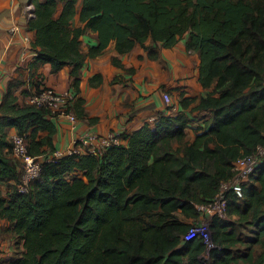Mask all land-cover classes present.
I'll list each match as a JSON object with an SVG mask.
<instances>
[{"label":"trees","instance_id":"16d2710c","mask_svg":"<svg viewBox=\"0 0 264 264\" xmlns=\"http://www.w3.org/2000/svg\"><path fill=\"white\" fill-rule=\"evenodd\" d=\"M28 1L32 76L44 64L52 73L70 66L76 95L85 59L110 43L119 54L139 45L155 59L156 45L148 40L170 48L187 34L186 50L199 53V81L214 90L198 104L211 116L192 142L185 141L183 113H159L124 134L126 144L99 156L76 153L43 162L23 192L8 128L24 136L35 157L55 151L56 127L45 107L17 101L14 88L22 81L11 79L0 102V182L8 185L5 193L0 187V217L23 250L7 264H264V159L241 198L227 193L225 218L211 216L214 247L208 251L197 237L182 241L198 207L233 177V162L264 146V0ZM78 1L83 26L73 28ZM85 29L98 43L83 51ZM112 62L120 65L115 57ZM100 81L90 79L92 85ZM74 101L73 113L84 118L83 100Z\"/></svg>","mask_w":264,"mask_h":264},{"label":"crops","instance_id":"0c3cea01","mask_svg":"<svg viewBox=\"0 0 264 264\" xmlns=\"http://www.w3.org/2000/svg\"><path fill=\"white\" fill-rule=\"evenodd\" d=\"M27 3L28 0H0V102L8 82L14 78L22 81L14 88L19 103H22L25 94L35 90L38 84L57 91L74 89L71 67L67 65L52 73L50 65L44 64L31 75L29 63L34 59L36 50L31 49L26 57L21 53L26 46L23 36L28 34L31 40L34 38V31L26 29ZM80 6L81 1H78L77 13L71 23L73 28L83 26L79 19ZM13 23H18L21 27L14 34L9 32ZM80 40L83 51L98 43L96 33L90 29L84 30ZM186 40L187 34L170 48L163 47L160 42L155 44L148 40L147 45H156L155 59H150L147 51L139 45L128 53L119 54L113 43H110L102 54L87 57L80 69L79 92L76 93V99L83 100L85 117H77L75 123H70L65 116L47 117L56 127L52 140L54 149L65 150L71 147L86 132L101 135L110 132L120 134L122 144H126L124 134L136 130L159 113H183L188 119L185 141L192 142L210 119L211 113L198 109V104L202 98L213 92L214 84L209 87L201 85L199 53L186 50ZM113 57L117 58L119 66L112 62ZM128 69L133 71L128 72ZM94 76L101 79L97 85L90 83ZM114 78L118 80L113 81ZM164 94L169 95L171 103L164 101ZM182 99H185V105H182ZM74 102L70 108L72 112ZM89 118H96V121L89 123ZM14 134L15 128H8L7 138L10 139ZM40 134L44 135L43 132ZM49 155L51 153L47 149L44 154L35 157L44 160ZM0 187L4 193L8 190L7 183L0 182ZM205 216L210 215L206 213ZM22 250V241L11 231L10 222L0 217V264H7L10 258Z\"/></svg>","mask_w":264,"mask_h":264},{"label":"built area","instance_id":"2783aa9c","mask_svg":"<svg viewBox=\"0 0 264 264\" xmlns=\"http://www.w3.org/2000/svg\"><path fill=\"white\" fill-rule=\"evenodd\" d=\"M27 18L33 15V5L27 3ZM21 29L18 23H13L9 27V32L14 34ZM26 46L23 47L21 53L24 57L30 52V37L28 34L23 36ZM76 95L73 90L57 91L49 86H42L39 91H32L24 99L26 104L36 107H45L50 116H65L70 123H75L77 117L69 110ZM166 103L170 102L168 94L163 95ZM155 117H151L149 122H153ZM12 147L11 155L21 164V181L18 185L19 191H27L32 180L37 178L42 169L43 162H54L64 155L89 153L95 156L101 155L109 146L121 145L122 136L120 134L108 133L106 135L86 132L81 135L74 144L65 150H55L51 155L44 160H40L34 156L29 155L26 146L25 138L22 135L14 134L11 137ZM264 159V146L259 145L254 152L242 155L233 162V177L226 182L220 184V188L216 195L206 204L200 205L199 217L194 224H191L189 229L182 235V241H190L194 238H201L206 244V249L210 250L214 247L211 241L209 223L211 216L225 218L227 193H233L237 198H241L243 194V187L250 181V177L255 175L259 166ZM208 213L210 216L206 217Z\"/></svg>","mask_w":264,"mask_h":264},{"label":"rangeland","instance_id":"374dc122","mask_svg":"<svg viewBox=\"0 0 264 264\" xmlns=\"http://www.w3.org/2000/svg\"><path fill=\"white\" fill-rule=\"evenodd\" d=\"M201 220V222H202V220H204V219H200ZM242 233H243V235H249L250 233H249V231L248 230H246V229H242V230H240ZM209 251V250H208ZM238 264H245V263H242V262H239Z\"/></svg>","mask_w":264,"mask_h":264}]
</instances>
